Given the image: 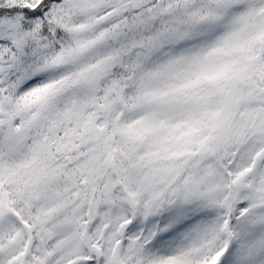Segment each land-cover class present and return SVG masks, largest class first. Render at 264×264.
I'll return each instance as SVG.
<instances>
[{"label":"snow or ice","instance_id":"snow-or-ice-1","mask_svg":"<svg viewBox=\"0 0 264 264\" xmlns=\"http://www.w3.org/2000/svg\"><path fill=\"white\" fill-rule=\"evenodd\" d=\"M0 264H264V0H0Z\"/></svg>","mask_w":264,"mask_h":264}]
</instances>
